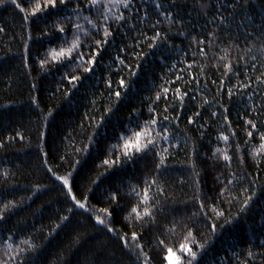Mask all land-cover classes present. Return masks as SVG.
<instances>
[{
  "label": "snow or ice",
  "instance_id": "1",
  "mask_svg": "<svg viewBox=\"0 0 264 264\" xmlns=\"http://www.w3.org/2000/svg\"><path fill=\"white\" fill-rule=\"evenodd\" d=\"M249 2L250 0H167L165 3L162 0H140L138 4L136 0H0V8L11 6L21 14L23 22L28 24L52 19L51 27L45 31V36H48V47L42 53L38 52L34 59L42 72L61 73L59 82L61 84L66 82L67 87L64 89L66 94H69L70 89H77L83 82L80 72L89 76L95 75V70L108 52L115 33L127 28L128 32L137 31L138 42L133 45L125 44L117 50L114 57H109L110 73L105 80L109 98L114 96L119 102L122 99L121 90L127 92L129 83L126 76L136 77L140 67L139 64L130 63L129 59L143 60L145 44L150 51L161 45L175 51L177 49L170 41L183 37L188 40L189 48L195 49L194 57L199 55L206 59L209 52L213 57H217L218 48L223 52L211 65L220 73L219 83L217 80L211 81L214 85L218 83L217 95L213 100H218L220 95H227L231 99L238 93H244L248 101H253V95H248L247 92L252 90L259 96L257 89L264 85V69H256V65L253 64L252 68L259 72L257 76L238 80L236 86H229L233 77L239 78L242 74L240 58L232 60L230 49L240 50L241 41L251 42L246 51L252 53L254 49H258L259 56L264 57V21L256 22L252 21L251 17L238 15L247 8ZM149 4L152 6L151 9L148 7ZM189 4L205 21L200 32H194L192 24L178 15V11ZM139 25H147L151 35ZM226 29L232 30L225 35ZM2 32H5V29L0 27V33ZM28 33L27 39L32 41L30 28ZM225 44L227 47L222 48L221 45ZM137 48L140 51H137ZM29 51L28 44H25L23 59L26 68H29ZM252 59L256 60L257 55H253ZM178 64H186V67H179L177 70L178 65L167 66L171 75L161 76L162 83L155 90V96L148 98L147 115L138 112L135 118L130 117L125 129L116 136L115 143L106 149H99L96 130L105 125V117L113 111L111 105L103 107V111L94 108V113H85L87 123H82L80 129L87 142L81 141L82 146L77 153L87 155L93 148L104 151L105 158L102 159L100 168L105 171H102L101 175H105L107 170L113 168L123 170L125 165L144 163L139 175L133 177L135 182L130 180L127 184L101 194L100 199L107 202V207L97 209L89 203V196L79 198L76 195L77 181L74 173L77 169L69 160L72 154L65 153L60 157L61 163L70 164V170L60 175L56 171L60 165H53L48 159V153L38 145L45 157L43 165L55 185L52 188L45 185V188L49 191H59L63 197L62 202L67 205L66 214L59 216V222L50 228L49 238L58 234L57 230L61 229L73 214H77L76 210H81L78 214L87 213V220L94 221V226L111 234L121 244L129 259L133 260V264H153L156 260V257L145 248L146 238L150 245L155 238V247L160 254L159 264H200V253L204 251L205 244L198 238L196 232L198 225H206L210 232L215 234L218 229L234 224L240 218V214L249 207L255 195V192L251 191L254 181L249 179L252 174L247 171L237 172L232 169V165L235 160L239 162L240 167H245L248 163L247 156L257 171H264V119H261L264 117V101L255 107L247 105L243 116L238 113L247 137L244 145L249 146L245 149H242L237 133L232 128L229 109H223V120L227 125L224 131L229 134L221 131L216 140L222 142L224 147L216 146L210 150L207 159L214 162L222 160L228 174L223 180H220L219 176L216 177L217 184L211 195L204 194L202 188L194 190L190 200L184 201L191 207L186 210L183 218L169 219L170 216L174 217L177 214L166 211L169 202H175L174 193L169 192L165 179L169 162L175 159L178 151H184L189 158L196 156L199 151L196 145L203 140L204 134L208 131L203 124L200 125L199 140L193 143L190 151L185 148L188 141L181 143L178 138L181 114L186 110V100L196 101L195 89L201 85L200 78L193 76L192 70L198 67L201 72H205L208 66H201L195 62L187 63L184 60L178 61ZM113 74L119 75L118 81L114 82L111 79ZM248 81L255 83L257 89H253L252 83ZM181 84L184 86L183 90ZM32 87L35 88L36 85L33 84ZM213 100L202 95L199 107L210 105ZM33 103L36 104V101L33 100ZM36 107L39 108V105L36 104ZM48 115L51 116L52 113L49 112ZM219 115L217 111H212L210 119L215 121ZM202 119L201 111L197 110L186 118V124L194 125ZM16 140L22 141L24 136L16 132L6 140H0V150H5ZM74 164H80V160L75 159ZM11 176L12 173L7 169L0 171V183H6ZM196 176L199 177V173H196ZM92 183L96 185L98 181L94 180ZM195 184L199 185L200 180L196 179ZM41 191L43 189L36 186L31 195L22 197L20 202L11 199L3 203L0 207V222L7 221L8 214L22 208L26 201H31ZM88 191L92 192L93 189L89 187ZM121 200L125 201L124 205H121ZM236 203H241L242 206L238 209V214L232 216V206ZM117 211L121 214L127 212L123 219L124 228L128 230L115 226ZM188 211L191 215H187ZM175 235H179V239L169 243V239ZM260 243L264 245V241ZM38 251L30 235L21 233L18 236L17 233L10 231L5 237L3 247L0 248V264H39L30 255ZM239 257L238 264H256L257 261L264 264V252L257 253L251 248L245 249ZM56 264L65 262L58 256ZM228 264H232L231 259Z\"/></svg>",
  "mask_w": 264,
  "mask_h": 264
},
{
  "label": "trees",
  "instance_id": "2",
  "mask_svg": "<svg viewBox=\"0 0 264 264\" xmlns=\"http://www.w3.org/2000/svg\"><path fill=\"white\" fill-rule=\"evenodd\" d=\"M136 2L139 4L140 0ZM162 2L167 3V0ZM148 7L152 8L150 4ZM155 15L153 12V16ZM178 15L192 24L194 32H200L201 26L205 23L204 19L192 10L190 4L178 11ZM238 15L251 17V20L256 22L264 21V0H250L247 8ZM52 22L50 18L47 22L38 20L36 23L28 24L23 22L21 14L11 6L0 8V27L5 29V32L0 33V140H6L8 136L16 132L24 136V140L13 141L5 150H0V171L7 169L12 173L6 183H0V207L11 199L20 202L22 197L31 195L36 186L43 189L31 201H26L22 208H17L8 214L7 221L0 222V248L3 247L5 237L11 231L18 236L21 233L31 236L39 251L30 255L39 264H56L58 256L65 264H133V260L129 259L121 244L111 234L94 226V221L87 220V213L78 214L81 210H76L77 214H73L70 220L57 230V235L48 237L50 228L59 222V216L66 214L67 205L62 202L63 197L59 191L48 190L55 185L43 165L45 157L38 145L48 153V159L53 165H60L56 168L57 174L60 175L70 170V164L61 163L60 157L65 153L72 154L69 160L77 169L74 173L77 181L76 195L79 198L89 196V203L97 209L107 207V202H102L100 199L101 194L133 180V177L138 176L144 168V163L125 165L123 170L113 168L107 170L105 175H101L100 173L105 171L100 168L101 161L105 158L104 151L93 148L87 155L77 153L82 146L81 141L87 142L80 129L82 123H87L85 113H94V108H100L103 111V107L111 105L113 111L105 117V125L96 130L99 149H106L115 143L116 136L125 129L130 117L135 118L138 112L147 115L148 98L155 96V90L162 83L161 76L171 75L168 65H178L177 70L179 67H186V64H178L180 60L187 63L195 62L201 66L208 65L205 72H201L198 67L192 70V75L200 78L201 85L195 89L197 100L194 102L186 100V110L181 114L177 135L181 143L188 141L185 148L190 151L193 143L199 140L200 125L203 124L208 131L204 134L203 140L196 145L199 149L197 155L189 158L184 151H178L175 159L170 160L165 177L169 192L174 193L175 201L169 202L166 211L177 213L169 219L180 220L186 210L191 207L184 201L190 200L194 190L202 188L204 194L211 195L217 184L216 177L219 176L220 180H223L228 174L222 160L214 162L212 159H207L210 150L216 146L224 147L222 142L216 140L221 131L227 127L223 120V109H229V119L242 149L249 147L244 145L247 137L238 113L243 116L247 105L251 104L255 107L264 101V85L257 89L255 83L248 81L252 83V88L259 92V96H256L252 90H248L247 94L253 95V101H248L244 93H238L231 99L227 95H220L218 100H213V97L217 95L220 73L211 65L223 52L218 48L217 57H213L211 52L206 59L199 55L194 57L195 49L189 48L188 40L177 37L174 41H170L174 43L177 49L175 51L164 45L150 51L145 44L143 60L129 59L130 63L139 64L140 67L136 77L126 76L129 87L126 93L121 90L122 99L117 102L114 96L109 98L105 84L110 73L109 57H114L117 50L125 44L133 45L138 42L137 31L128 32L127 28H124L115 33V38L108 52L105 53L104 59L96 68L95 75L89 76L80 72L83 82L77 89H70L69 94H66L64 91L67 87L66 82L65 84L59 82L61 73L42 72L34 59L38 52L42 53L48 47V36H45V31L51 27ZM248 22L245 21V23ZM139 27L147 30L151 35L147 25H139ZM29 28L33 37L32 41L27 39ZM230 30L232 29H226L224 34L227 35ZM25 44H28L30 49L31 72L24 66ZM250 46L251 42L241 41L240 50L230 49L232 60L240 58L242 73L239 78L233 77L229 84L231 87L236 86L238 80H247L248 77L254 78L259 74L252 68L253 64L256 65V69H264V57L259 56L258 49L248 53L246 49ZM221 47H227V45H221ZM137 51L140 49L137 48ZM253 55H257L256 60L252 59ZM111 79L114 82L118 81L119 75L113 74ZM212 80H217V85L212 84ZM33 84L36 85L35 88L32 87ZM180 86L183 90V84ZM202 95L213 100L212 104L203 108L199 107ZM197 110L201 111L203 119L198 120L194 125H187L186 118L192 116ZM212 111L220 114L215 121L210 119ZM49 112L52 113L51 116L48 115ZM96 115L99 114L96 113ZM224 134L229 133L224 131ZM75 159H79L80 164L75 165ZM246 159L248 163L245 167H240L239 162L234 160L232 169L252 174L249 179L254 181L251 186V191L255 192L253 200L234 224L218 229L215 234H212L206 225H198L196 228L198 238L205 244L204 251L200 253V264H221V262L228 264L229 259L232 264H238L239 254L245 249L251 248L257 253L264 252V245L260 243L264 241V171H257L250 157L246 156ZM196 173H199V177ZM196 179L200 180L199 185L195 184ZM94 180L98 181V184L94 185L92 183ZM181 181L184 183L182 184ZM9 185L16 187L12 188ZM45 185L48 188H45ZM89 187L93 189L92 192L88 191ZM120 203L124 205L125 201L121 200ZM241 206V203L232 206V216L238 214ZM126 215L127 212L123 214L116 212L115 226L117 228L128 230L124 228L123 217ZM187 215H191V212L188 211ZM178 239L179 235H175L169 239V243ZM144 243L146 250L156 257L153 264H159L160 254L155 247V238L151 245L147 238ZM256 264L260 262L257 261Z\"/></svg>",
  "mask_w": 264,
  "mask_h": 264
}]
</instances>
